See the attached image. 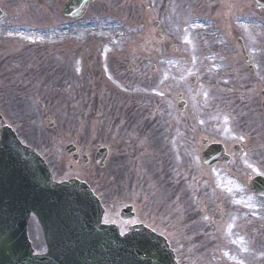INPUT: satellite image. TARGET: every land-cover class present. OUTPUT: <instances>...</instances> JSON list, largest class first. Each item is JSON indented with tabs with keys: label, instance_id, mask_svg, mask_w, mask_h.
I'll return each mask as SVG.
<instances>
[{
	"label": "rangeland",
	"instance_id": "rangeland-1",
	"mask_svg": "<svg viewBox=\"0 0 264 264\" xmlns=\"http://www.w3.org/2000/svg\"><path fill=\"white\" fill-rule=\"evenodd\" d=\"M39 1L26 0L24 14L16 19L8 16L12 20L6 18L0 22V43H3V45L0 44V87L3 82L2 78L7 76L8 67H10V57L7 54L12 52L15 57H19L18 60L20 61L22 57L28 59L31 65L46 60L51 54L56 55L55 60L53 59L54 63L59 67L65 66L67 73L70 74L71 84L62 88H55L46 85L44 80L37 77L34 80L37 96L40 99L36 100L34 105L24 108L22 104V106H12L11 109L3 99L2 89L0 88V110L16 123H21L23 120L26 124L25 115L29 116L36 134L40 136L43 142L51 140L54 150L60 157L61 145L58 144L63 142L66 135L79 134L86 141H99L100 139V119L94 116L89 117L84 113L80 86H87L89 83L97 87L100 82L104 84L106 81L119 91L138 95L147 93L154 97L158 95L157 92L161 89L166 93L163 97L157 96L159 98H167L168 93L182 92L184 97L192 102V110L196 104H199L201 114L209 120L212 114L211 103L215 95L214 92L217 91V82L226 83L230 78L234 81V76L229 72L219 71L220 74L226 76V79H222L211 64L206 65L204 63L206 60H212L204 57V54L207 53H203L206 48H204L205 44H202L203 41L207 42L212 36L211 28L213 25L211 19L216 15L215 6L210 1L198 0L199 2L195 7L199 10L198 13L202 11L204 15L189 16L182 25L172 23L176 17L173 20L170 18L164 19L163 5L157 6L149 2L145 5L148 8L145 6L139 7L140 14L137 17L146 13L151 15V23L159 20L160 26L157 31L151 25H141L140 21L134 19V16L125 17L122 15L125 14L121 11L122 9L116 11L115 19L107 17L102 19L100 13L92 9L84 19L65 23L59 20L54 13L57 10L56 0H42V4ZM98 1L100 2V0ZM187 1L192 5L195 4V0ZM231 2H233L231 7L235 9L236 16L245 18V21L243 20L242 23L237 22V24L242 25L245 22L242 27L248 29V34L252 37V41L248 38V50L253 51V54L264 56V13L256 10L252 0L249 1L250 7L248 9L237 7V0H231ZM164 3L167 4V7L171 5L170 0L168 3ZM96 6H99V3L93 5L94 8ZM179 6L181 8L180 12H183L187 5L182 2ZM92 26H94V30H92ZM9 27L10 29H8ZM158 34L163 36L162 40L157 38ZM56 43L59 47L56 46ZM174 48L177 50L176 54L172 53ZM44 49L51 50L45 51ZM40 51L51 54H43ZM33 52L38 54L28 57V54ZM186 61H190L191 66L183 69L182 65ZM151 65L155 66L153 72L150 69ZM24 66L27 67L25 64ZM205 66L207 67L205 68ZM83 69H87V73H83ZM22 70H24L23 67ZM24 72H27V70H24ZM211 73L214 77L211 80H205L204 77ZM192 75L197 78L194 86H191L188 82L189 77ZM21 82L24 89H30L29 78L24 77ZM58 82L61 85H66L68 79L61 78ZM146 87L147 89H145ZM72 90L75 92L74 94H71ZM250 91H254L252 83L250 84ZM68 95H70V101L62 109H59V98ZM77 95H80V97ZM133 100L137 101L136 98ZM34 106H37V110H30ZM40 106L43 107L41 110H39ZM19 109H21V118L16 112ZM174 115L175 113L168 120L162 118L167 122L173 121L172 130H189L193 127V121L178 118ZM50 121L54 122L53 128H48ZM121 121L123 119L116 120V122ZM206 126H210V122H207ZM161 128H163L162 125ZM136 129H138V126ZM150 138L152 139L151 145L157 136L154 138L150 135ZM56 140L58 142L54 144ZM130 140L133 139L130 138ZM145 164L148 167L149 174L154 177L152 158L145 159ZM252 166L264 172V163L260 166ZM228 170L230 169L225 167L210 169L214 174L212 179H208L210 181L208 185L212 186L216 194L210 204L198 201L195 198L197 201L196 209L201 212L202 218L210 217L214 220L222 218L225 221L222 240L224 244L221 243V238L219 242L213 243V249L219 261H210L208 257H205V261L195 258L199 257L202 249L208 251L210 248H205L201 239L196 235L194 241L190 240L189 236L192 234L190 229L185 231L184 228L181 229L178 225L168 229L165 218L152 213L153 219L159 222L162 233L168 238L181 264H264V262H259V259L264 257V253L256 251L258 244L252 241L251 234L237 232L242 212L236 213L233 219L231 217L233 212H226L230 206L237 207L241 211L244 209L243 216H245L246 221H252L251 218L259 217L263 222L262 203L249 191L247 176L244 180L236 181L226 176ZM114 171L117 172L118 180L120 172L115 169L113 171H101L100 173L108 174V180L114 182L116 180ZM247 171L255 174L249 167ZM168 173L172 182L165 188L158 185V201L173 217L179 207L184 208L186 193H189L192 203L195 189L193 182L202 178L204 172L194 170L182 173L170 170ZM141 181L143 189H145L149 184V178L144 166H142ZM215 184L219 186L220 192H226L228 195L219 194L214 189ZM237 187L239 199L236 198ZM228 188L232 189L231 193L227 191ZM201 196L206 201H209L211 197L207 190ZM238 200L244 203H237ZM152 201L154 204V199ZM137 202L143 203V200L138 198ZM245 203L255 207H247ZM146 207L150 211L149 200L146 201ZM191 210L193 211V209ZM171 221L172 224H175L177 217H173ZM193 222L192 228L198 231L199 227L195 224L197 220ZM229 225H231V228H229ZM258 235H260L259 232ZM241 237L243 243H240ZM35 239L38 241L37 232L35 233Z\"/></svg>",
	"mask_w": 264,
	"mask_h": 264
},
{
	"label": "water",
	"instance_id": "water-1",
	"mask_svg": "<svg viewBox=\"0 0 264 264\" xmlns=\"http://www.w3.org/2000/svg\"><path fill=\"white\" fill-rule=\"evenodd\" d=\"M6 136H4L5 138ZM0 142V222H7L14 228L2 229L0 225V253L3 264L13 260L28 261L23 249L15 250L23 237L25 212L34 210L44 227L59 226L67 216L75 218L88 215L98 201L79 184L54 186L47 179L42 164L21 166ZM5 153L8 157L5 156ZM37 172V175H36ZM99 209V207H98ZM9 211V213L7 212ZM98 218L95 225L98 226ZM98 229H101L98 228ZM132 235V234H131ZM93 236V237H92ZM135 246L124 241L106 238L101 230L89 236L90 242L98 246L94 255H87L86 264H175L173 254L160 238L144 233Z\"/></svg>",
	"mask_w": 264,
	"mask_h": 264
},
{
	"label": "snow or ice",
	"instance_id": "snow-or-ice-1",
	"mask_svg": "<svg viewBox=\"0 0 264 264\" xmlns=\"http://www.w3.org/2000/svg\"><path fill=\"white\" fill-rule=\"evenodd\" d=\"M224 120H225V123H227V121H228V117H225ZM239 139H243V137H239ZM247 167L251 168L252 171L255 172L257 176L264 175V172H261L260 170L256 169V168L253 167L251 164H248ZM227 191H228L229 193H231L232 189H231V188H228ZM249 199H250V198H249ZM236 202H237V203H244L243 201H239V200L236 201ZM245 206H247V207H255L254 205H251V204H249V203H245ZM205 219H207V217H205ZM229 228H231V225H229ZM234 242H235V241H234ZM240 243H243V238H242V237L240 238Z\"/></svg>",
	"mask_w": 264,
	"mask_h": 264
},
{
	"label": "flooded vegetation",
	"instance_id": "flooded-vegetation-1",
	"mask_svg": "<svg viewBox=\"0 0 264 264\" xmlns=\"http://www.w3.org/2000/svg\"><path fill=\"white\" fill-rule=\"evenodd\" d=\"M19 1H11V0H0V7L3 9H9V8H13L16 7L17 5H19Z\"/></svg>",
	"mask_w": 264,
	"mask_h": 264
},
{
	"label": "bare ground",
	"instance_id": "bare-ground-1",
	"mask_svg": "<svg viewBox=\"0 0 264 264\" xmlns=\"http://www.w3.org/2000/svg\"><path fill=\"white\" fill-rule=\"evenodd\" d=\"M212 226H214L217 229V234L221 238L222 237V230L224 228V223L221 221L217 225L212 224ZM207 227H209V226H207Z\"/></svg>",
	"mask_w": 264,
	"mask_h": 264
}]
</instances>
